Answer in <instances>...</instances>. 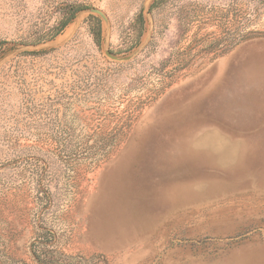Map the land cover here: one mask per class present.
Here are the masks:
<instances>
[{
  "label": "rangeland",
  "instance_id": "obj_1",
  "mask_svg": "<svg viewBox=\"0 0 264 264\" xmlns=\"http://www.w3.org/2000/svg\"><path fill=\"white\" fill-rule=\"evenodd\" d=\"M152 1L0 0V40L11 43L0 55V264H34L28 247L39 223L53 233L62 264H264V4L167 0L148 13ZM62 3L90 8L54 40L30 45L57 25ZM141 10L140 45L116 54L132 43L130 24ZM90 15L101 21L100 47ZM249 32L257 37L210 60ZM177 51L193 58L189 73L143 111L100 168L86 173L93 159L64 163L40 145L50 141L46 132L72 128L73 140L94 151V130L105 135L125 122L148 90L162 86L155 70ZM240 107L254 117L235 128L230 113ZM213 137L242 150L216 158L238 148ZM200 138L196 146L212 154L190 150L183 164L155 172L173 145L185 151ZM128 151L153 155L141 158L154 166L149 175L141 159L123 174L126 162H117ZM41 166L51 206L37 220ZM148 202L159 206L146 213Z\"/></svg>",
  "mask_w": 264,
  "mask_h": 264
},
{
  "label": "trees",
  "instance_id": "obj_2",
  "mask_svg": "<svg viewBox=\"0 0 264 264\" xmlns=\"http://www.w3.org/2000/svg\"><path fill=\"white\" fill-rule=\"evenodd\" d=\"M167 0H153L148 8V13H152L154 10L159 8ZM264 4V0H259ZM90 6L79 4V3H62L59 7L60 19L55 27L48 30L46 33L36 36L31 42H28L30 45L37 46L39 44L49 42L58 37L78 16L79 13L89 9ZM226 19V17H223ZM234 18L232 21H236ZM237 22V21H236ZM89 32L93 37L95 44L100 47L102 42V26L99 18L90 15L87 19ZM133 36L132 43L127 48L119 50L116 54L129 53L136 49L140 43L141 39L145 33V17L143 10L139 11L133 21L130 24ZM257 37L256 32H249L247 35H237L235 38L226 41L220 48L213 53L210 60H214L218 57L225 55L227 52L231 51L239 44ZM11 43L5 40H0V55L5 54ZM25 45V44H24ZM219 47V43L216 44V49ZM188 52V51H187ZM173 57V58H172ZM193 58L184 51H177L175 55H170L169 58L164 60L159 67L155 70L161 75L162 86L155 90H148L144 97L138 100L132 107L129 112L125 122L111 129L105 135L100 132L99 128L94 130V134L100 135L97 144L91 148L87 147L86 144L80 143L79 141L73 140V130L72 128H63L55 132L53 135L50 132L45 134L50 137V141L42 142L39 140V143L42 147H45L47 152L52 153L58 157L64 163H73L77 160H89V166L87 165L85 172L92 173L95 169L100 168L104 165L115 153L120 149V147L125 143L131 128L137 121L138 117L143 113V111L151 106L153 103L157 102L166 91L176 85L179 81L184 79L189 73L190 68L193 66ZM72 131V134H71ZM100 132V133H99ZM36 163H41L40 159H33ZM32 167V166H30ZM32 169V168H31ZM45 166H41V172L38 175L35 187L34 201L39 207V212L37 216L40 218V214L47 212L51 206V196L43 183V173ZM38 234L33 239L28 247V253L34 264H62L60 262L57 254L54 253L51 249L55 245V240L53 233L44 228L39 223L38 225ZM1 238V235H0ZM9 264H25L21 259H11Z\"/></svg>",
  "mask_w": 264,
  "mask_h": 264
},
{
  "label": "crops",
  "instance_id": "obj_3",
  "mask_svg": "<svg viewBox=\"0 0 264 264\" xmlns=\"http://www.w3.org/2000/svg\"><path fill=\"white\" fill-rule=\"evenodd\" d=\"M244 74V73H243ZM245 75H247V74H245ZM249 75H253V74H249ZM232 103V102H231ZM237 103V102H236ZM238 104V103H237ZM241 108V107H240ZM219 117L221 118V114H219ZM230 117H231V119H233L232 121L230 120V122L231 123H233L232 124V127H235V128H241V127H248V125L249 124H247L248 122H250V121H252V119H253V111H250V110H247V109H242L241 108V111L240 112H238V113H235V114H231L230 113ZM208 137V136H207ZM207 137H205V138H207ZM214 139H216V140H218L217 142H218V144H215V145H219L220 146V143H224V144H226V145H235V144H230V143H228V142H225V141H223V140H219V139H217V138H215V137H213ZM201 140H204V138H200L196 143H193L192 145L190 144L189 146L190 147H192L191 149H190V147L188 146L187 148H185L186 150L184 151V149H180V148H178V146H177V144H175V145H173V147L167 152V154H166V157L169 159V158H171V159H169L170 161H168V159H167V162H166V164H164V163H159V164H157L156 165V169L157 168H161V169H157L155 172H159V171H162L163 169H168V167L170 166V165H173L174 163H177V162H181V164H183L182 162L183 161H186V159L188 158V153H190V150L191 151H193V152H199V153H202V154H212L211 152H209L208 150H202V149H200V148H198L197 146H196V144L197 143H199ZM235 146H237V150L233 153H231V152H229V153H220V154H215V153H213V155L216 157V158H220V159H223V158H226L227 160H230V158H231V156H232V154H237V153H239V151H241V150H239V146L238 145H235ZM187 154V155H186ZM153 155H150V154H147V155H145V157H144V154L142 155V154H136V153H130L129 151L128 152H126V154H125V156L123 157V158H120L119 160H118V162H117V164L119 163V161H121L122 159L123 160H125V162H126V165L123 167V174L124 175H126V173H127V170H130V169H132L133 168V164L135 163V165H137L136 163L139 161V159H141V158H146V157H152ZM230 157V158H229ZM174 162V163H173ZM142 163V164H141ZM117 164L115 165V166H117ZM148 165H150V164H147V163H145L144 162V159H141L140 160V163H139V166L142 168V167H145V168H148L147 170H146V172H147V175H149V172H150V170H153L154 169V166H148ZM114 166V167H115ZM149 171V172H148ZM141 174V173H140ZM160 200H161V198H159ZM150 204V205H149ZM147 205H149V207L147 206ZM147 205H145L146 206V213L148 212H150V209L152 210L153 209V207H156V206H159V203L158 204H156V205H154L153 203H150V202H148L147 203ZM149 208V209H148ZM129 211H131V210H129ZM134 213V212H133ZM135 215L138 217V219H139V221H140V223H141V215L139 214V213H137L136 211H135ZM147 215V214H146Z\"/></svg>",
  "mask_w": 264,
  "mask_h": 264
},
{
  "label": "water",
  "instance_id": "obj_4",
  "mask_svg": "<svg viewBox=\"0 0 264 264\" xmlns=\"http://www.w3.org/2000/svg\"><path fill=\"white\" fill-rule=\"evenodd\" d=\"M90 12H91V13H94V14H97V15L101 16L102 18H104L103 14H102L99 10L91 9ZM106 55H107L109 58H111L112 60H116V61H121V60H126V59H128V58L120 59V58H118L116 55H114V54H112V53H110V52H108V51L106 52Z\"/></svg>",
  "mask_w": 264,
  "mask_h": 264
},
{
  "label": "bare ground",
  "instance_id": "obj_5",
  "mask_svg": "<svg viewBox=\"0 0 264 264\" xmlns=\"http://www.w3.org/2000/svg\"><path fill=\"white\" fill-rule=\"evenodd\" d=\"M227 151L228 152H235L236 151V147H230V148L227 149Z\"/></svg>",
  "mask_w": 264,
  "mask_h": 264
}]
</instances>
